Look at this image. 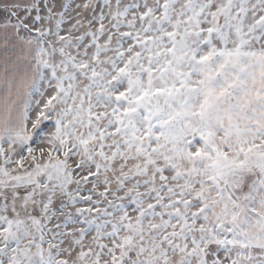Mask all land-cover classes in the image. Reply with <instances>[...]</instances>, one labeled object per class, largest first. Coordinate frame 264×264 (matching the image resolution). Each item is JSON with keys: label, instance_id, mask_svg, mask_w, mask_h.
Masks as SVG:
<instances>
[{"label": "snow or ice", "instance_id": "obj_1", "mask_svg": "<svg viewBox=\"0 0 264 264\" xmlns=\"http://www.w3.org/2000/svg\"><path fill=\"white\" fill-rule=\"evenodd\" d=\"M0 264H264V0H0Z\"/></svg>", "mask_w": 264, "mask_h": 264}]
</instances>
